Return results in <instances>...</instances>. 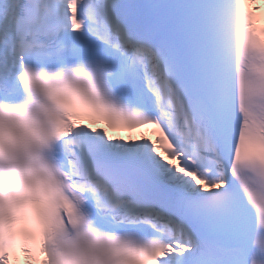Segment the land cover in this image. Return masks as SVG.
Wrapping results in <instances>:
<instances>
[{"label":"snow or ice","instance_id":"snow-or-ice-1","mask_svg":"<svg viewBox=\"0 0 264 264\" xmlns=\"http://www.w3.org/2000/svg\"><path fill=\"white\" fill-rule=\"evenodd\" d=\"M0 264H264V0H0Z\"/></svg>","mask_w":264,"mask_h":264}]
</instances>
